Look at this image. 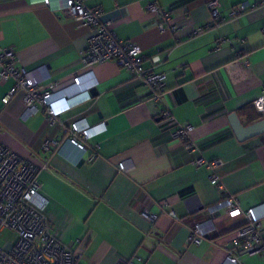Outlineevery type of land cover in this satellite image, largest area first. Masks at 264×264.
I'll use <instances>...</instances> for the list:
<instances>
[{
  "label": "crops",
  "instance_id": "1",
  "mask_svg": "<svg viewBox=\"0 0 264 264\" xmlns=\"http://www.w3.org/2000/svg\"><path fill=\"white\" fill-rule=\"evenodd\" d=\"M211 1L85 0L105 11L121 39L141 46L147 67L166 73V87L157 91L114 61L85 66L82 52L94 28L67 15L65 0H0V45L14 47L17 66L43 86L59 85L51 97L59 112L53 123L43 107L26 113L22 91L4 104L14 80L0 81V142L47 164L39 173L44 214L53 234L80 253L81 264H222L249 208L264 227V133L240 141L229 122L231 112L245 125L264 115L254 106L264 95V0H217L225 18L219 24ZM243 2L259 5L230 18ZM151 3L171 18L151 12ZM154 55L161 59L156 65ZM165 110L180 126H191L186 138L175 134ZM81 117L107 126L85 150L66 135ZM53 139L58 147L43 149ZM213 174L218 184L211 183ZM230 195L240 209L222 210L214 217L217 230L201 243L191 241L193 225ZM239 261L264 264V254Z\"/></svg>",
  "mask_w": 264,
  "mask_h": 264
},
{
  "label": "built area",
  "instance_id": "2",
  "mask_svg": "<svg viewBox=\"0 0 264 264\" xmlns=\"http://www.w3.org/2000/svg\"><path fill=\"white\" fill-rule=\"evenodd\" d=\"M45 4L51 5L52 0H44ZM258 3H241L230 13V18L235 19L241 13L258 7ZM219 2L212 0L209 3L211 16L221 23L225 18L221 17L218 8ZM64 12L80 20L83 24L94 28L90 35L86 48L82 52V61L85 66L114 61L120 66L130 70L135 78L151 88L162 91L166 87V73L154 71L153 67L145 65L146 56L143 49L135 42L121 39L114 28L112 20L104 18L105 11L101 8H90L85 0H65L62 7ZM148 9L166 20L171 18L170 12L163 11L157 4L151 3ZM172 30L177 25H170ZM211 25L199 27L196 32H203ZM161 29L166 28L165 22L159 24ZM154 65L159 63L160 56L151 57ZM19 59L14 47H2L0 45V81L14 80V84L2 98L4 104L22 91L23 99L28 115L39 112L43 107L47 112V118L56 122L59 112L51 102L53 93L58 89L56 83L43 86L35 76L27 74L26 70L17 66ZM74 82L79 84L80 77L75 76ZM264 95L255 100V108L259 112L264 111ZM164 119L175 129V134L186 138L191 126H180L172 116L170 110L163 113ZM107 130L104 122L90 124L87 118L81 117L72 120L66 130L69 142L81 150L87 148V142L93 140ZM59 141L48 140L43 144V149L49 151L56 148ZM190 152H196L193 144H187ZM95 155L91 156L93 160ZM198 165L205 163L203 158L197 157ZM47 164L38 166L22 157L9 147L0 142V233L10 229L17 233V241H6L0 245V264H81L80 253L74 251L68 245L62 243L52 232L49 221L44 214L47 198L42 194V182L39 179L41 169ZM119 168H125L124 162L119 163ZM212 184H218L219 178L213 174L210 176ZM164 205L168 204L165 200ZM240 209V200L236 195L226 196L208 209V217L193 225L190 236L191 241L201 243L204 238L217 230L214 217L225 210L233 215ZM174 218H178L175 211L169 212ZM145 215L153 220L154 214L147 211ZM244 221L236 227L232 237L233 246L228 250L222 264H239V257L261 253L264 254V227L261 218L255 208H249L244 213ZM128 264H134L130 262Z\"/></svg>",
  "mask_w": 264,
  "mask_h": 264
},
{
  "label": "water",
  "instance_id": "3",
  "mask_svg": "<svg viewBox=\"0 0 264 264\" xmlns=\"http://www.w3.org/2000/svg\"><path fill=\"white\" fill-rule=\"evenodd\" d=\"M229 122L236 137L240 141H245L261 133H264V115L261 119L251 124L245 125L237 112H231L229 114Z\"/></svg>",
  "mask_w": 264,
  "mask_h": 264
},
{
  "label": "rangeland",
  "instance_id": "4",
  "mask_svg": "<svg viewBox=\"0 0 264 264\" xmlns=\"http://www.w3.org/2000/svg\"><path fill=\"white\" fill-rule=\"evenodd\" d=\"M18 235L16 232L6 229L0 233V245H4V243L8 240L10 241H17Z\"/></svg>",
  "mask_w": 264,
  "mask_h": 264
},
{
  "label": "trees",
  "instance_id": "5",
  "mask_svg": "<svg viewBox=\"0 0 264 264\" xmlns=\"http://www.w3.org/2000/svg\"><path fill=\"white\" fill-rule=\"evenodd\" d=\"M255 106V105H254ZM260 113H263V112H260Z\"/></svg>",
  "mask_w": 264,
  "mask_h": 264
}]
</instances>
